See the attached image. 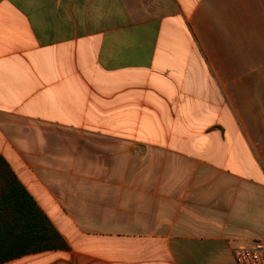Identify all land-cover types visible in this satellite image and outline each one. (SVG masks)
I'll return each instance as SVG.
<instances>
[{
    "label": "crops",
    "instance_id": "crops-1",
    "mask_svg": "<svg viewBox=\"0 0 264 264\" xmlns=\"http://www.w3.org/2000/svg\"><path fill=\"white\" fill-rule=\"evenodd\" d=\"M0 155L71 247L6 264H237L264 241V0H0Z\"/></svg>",
    "mask_w": 264,
    "mask_h": 264
},
{
    "label": "trees",
    "instance_id": "trees-1",
    "mask_svg": "<svg viewBox=\"0 0 264 264\" xmlns=\"http://www.w3.org/2000/svg\"><path fill=\"white\" fill-rule=\"evenodd\" d=\"M71 247L0 155V264Z\"/></svg>",
    "mask_w": 264,
    "mask_h": 264
},
{
    "label": "built area",
    "instance_id": "built-area-1",
    "mask_svg": "<svg viewBox=\"0 0 264 264\" xmlns=\"http://www.w3.org/2000/svg\"><path fill=\"white\" fill-rule=\"evenodd\" d=\"M237 264H264V241L252 246H238L234 249Z\"/></svg>",
    "mask_w": 264,
    "mask_h": 264
}]
</instances>
